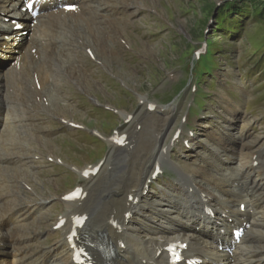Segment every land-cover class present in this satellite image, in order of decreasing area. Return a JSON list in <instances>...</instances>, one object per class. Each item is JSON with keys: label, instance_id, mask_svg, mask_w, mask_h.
Instances as JSON below:
<instances>
[{"label": "rangeland", "instance_id": "374dc122", "mask_svg": "<svg viewBox=\"0 0 264 264\" xmlns=\"http://www.w3.org/2000/svg\"><path fill=\"white\" fill-rule=\"evenodd\" d=\"M113 4L120 5L124 14L120 18L113 16L115 19L111 23L106 22L101 27L105 35L101 36L99 45L93 43L109 68L91 59L89 54H81L73 84L61 73H56L60 79L56 96L61 98L53 112L76 120L79 126L61 125L55 114L43 111H39L41 117L32 120L38 127L35 143H44L48 138L49 147L43 145L42 151L52 150L55 157H33L40 150L37 146L25 149L13 130V135L4 132L9 151L16 157H25L20 166L15 165L18 171L14 170L16 174L11 172L15 176L12 182L6 181L7 188L11 183L17 184L13 179L23 176L24 182H31L36 187V193L24 188L19 180L16 198L19 197L22 205L36 206L37 201L33 200L47 199L33 224L38 231L34 242L37 258H43L46 252L60 244V233L53 227L66 204L50 197L54 194L61 197L76 184L86 182L78 170L107 159L111 150L109 139L117 131L136 140L160 133L157 122L144 118V121L135 120L137 126L132 127L121 114L126 111L134 118L146 105V102L142 104L141 95L162 108L175 106L174 120L165 132L160 133L165 136L162 146H169L171 150L164 167L174 174L160 175L150 181L153 167L147 169L145 190L141 194V204L146 206L147 215H154L161 202L186 197L174 177L178 178L179 171H192L194 176H201V172L193 169L197 168L195 163L201 164V157H215L218 146L224 150L219 152L221 159L225 153H230L236 157L232 165L241 169L250 165L252 153L264 144V0H134L130 8ZM229 8L235 10L230 13ZM202 47V53L196 56V51ZM145 108L147 113L149 105ZM14 110L17 112L15 106ZM249 121L250 125H247ZM181 128L182 138H190V147H184L180 141L175 146L170 144L175 132ZM45 130L43 136L41 131ZM188 130L193 134L188 135ZM57 131L59 135L53 136L52 133ZM243 131H250L253 137L242 142ZM124 149H130V146ZM120 150L114 154L112 149L99 173L90 177L91 183L96 178L113 179L110 171L113 168L120 179L121 172L116 168L126 160L124 150ZM220 172L212 180L214 187L204 184L205 177L195 179L203 187L213 190L222 177ZM29 173L33 174L32 180L25 176ZM7 175V178L12 177ZM5 180L0 179V182ZM158 181L162 185H156ZM91 183L85 186L86 192H93L89 187ZM5 193H9L8 190ZM10 197L12 200L13 196ZM81 200L76 205H80ZM147 202L149 204H145ZM95 206L101 213L106 210L103 202ZM135 217L142 222L146 219L145 216ZM30 230H24L22 238L30 239L33 235ZM65 254L62 253L60 264H69Z\"/></svg>", "mask_w": 264, "mask_h": 264}, {"label": "bare ground", "instance_id": "6f19581e", "mask_svg": "<svg viewBox=\"0 0 264 264\" xmlns=\"http://www.w3.org/2000/svg\"><path fill=\"white\" fill-rule=\"evenodd\" d=\"M113 2L124 5V8H130L134 5V0H106L104 4L107 6L121 7L120 5L113 4ZM6 14L20 18L28 17L22 10L21 0H0V15ZM113 19H115L113 16L105 15L101 10L96 11L93 7L85 8L81 12L63 11L61 13L55 11L52 13L51 23L46 27V29L49 30L47 38L54 39L56 44L53 46H45L42 54L39 56L34 50H32L28 56L23 54L18 57V61L13 64L9 71L5 74H0V84L3 87L2 96L4 95V104L6 103V107L9 108L11 114H13L17 120L28 121V123H24L19 127L7 128L5 129V132L11 135L13 130L16 138L19 139L18 142L23 144L20 146L25 149L37 146L36 149L39 148L40 150L37 151V154L32 155L33 157L41 158V155L53 158L55 157V152L52 150L47 151L46 149V153L42 151L43 145H46L44 147H49L47 145L48 138L44 143H35L37 140L36 133L38 132V127L36 123H32V120L41 117L38 115L40 114L39 111H43L49 115L55 114L54 117L59 118V122L62 123L61 125H68L72 127L71 124H77V122H75L76 120L59 115L57 112L55 113V111L53 112L56 102L58 105L61 98L60 96H56V89L59 86L58 80H60L59 78L57 79L56 73H61L68 80L67 82L73 84L75 73L79 71L78 64L81 54H89L91 59L94 58L105 67L109 68L110 65H107L103 61V58H101L98 53L99 49H96L93 43L99 45V41L102 39L101 36L105 35L104 31L101 32V27L105 25L106 22L111 23ZM2 31H4V33L3 35L0 34V54L4 53V55L8 56L16 49L19 43L20 35L18 32L10 31V28H3ZM105 38L103 40H106ZM101 42L103 43V41ZM59 43H61L62 46L64 45V47H58L60 45ZM85 58L87 59V57ZM55 79L56 82L54 81ZM78 87L83 92L84 89L82 88V85H79ZM140 99L142 104L143 102H146V105L148 104L149 106L153 104L149 101L147 96L141 95ZM146 105H143L138 114H136L135 117L128 122L129 126L136 127L137 125L134 123L135 120L144 121V118H147L149 121L159 123L160 126H158V129L160 133L165 132L174 120L175 116L173 113H175V110L173 108L175 106L170 105L171 107L169 106V108L168 106H165V108L156 106V108L161 110H147L146 113L144 112ZM14 106L16 107L17 112L14 110ZM121 114L125 115L126 119L129 116V113L126 111H121ZM158 129L156 130L158 131ZM160 133H155L149 138L143 137L137 140L135 137H128L127 143H124L123 145H119L118 142H115L113 137L116 135H112L109 139V147L111 150L109 149L110 152L108 153V156L112 149L114 154L117 152V149L124 150L126 154V160L122 162L121 166L116 168L121 172L120 179L119 173L117 170H114L115 168L110 170L112 171L113 179L108 178V180H106V177H102L100 179L104 181L101 182L99 178H96L89 186L93 189V192H87L90 196L87 195L88 197L83 198L80 205H76L78 200L63 202L60 199V196L54 194L50 198H57L59 201L61 200L60 203L66 204V214L63 217H67V221L70 223L71 217L76 215V213L89 214V218L85 226L80 230V234H86L88 239L94 241H104L105 239L111 241L113 253L110 255V258L107 259L105 257V259L112 264H163L160 261L165 259L164 254L161 253L158 255V252L163 249L167 243L176 240H188L190 245L189 251H195L198 258H202L203 261L209 264H259L260 261L256 257L250 258L239 255L241 253V249L235 248L232 251L231 256L226 252H220L215 243L202 237L204 234L197 231H190V226L205 228L213 224L210 231V233H212L213 228L221 223L223 224V228H226L229 224L226 222L227 219L223 218V216L237 219L242 222H246L248 219V210L242 211V208H240L239 205L235 207V204L230 199L231 197L226 191H229V189H226V187L224 188V186L221 190H224L225 196L222 198L216 197L212 191H208L202 187L199 188L198 193H194L193 190H191V188L194 187L192 176H187L183 179L187 191H190L186 207L184 208L183 205H181L183 209L180 208L179 213L176 214L174 218L169 220L167 225H165L167 221H157L153 224V226L149 227L148 224L137 221L142 225V227L139 229L140 232L137 234V238L135 239L134 234L136 231L133 230V232H130V223L133 222V214H135L136 211L145 214L142 210L143 206H140L139 201L137 203L135 198L138 197V193H140L144 187L145 180L148 175L147 169L152 165L154 170V165L156 163L164 160L166 156L167 158L169 157L167 155L168 148L165 149L162 146L165 136ZM120 134L123 133L120 132L117 136ZM133 138H135L134 141ZM1 139L0 158H4L3 160H5L7 159L5 157H16L13 152L11 153V151H9V142L4 133L1 134ZM128 145L130 146V149H124ZM16 159L15 161H17ZM22 162L23 161L17 164L20 166ZM28 163L29 162L26 164ZM16 166H3L0 164V179H6L5 181L0 182V191H2L0 194V215H3L4 213L8 214L18 206L22 205L19 201V197L16 198L19 194L18 189L16 190V185L19 180L24 185V188H30L33 190V194L36 193V187L31 184V182H24L26 179L23 176H20L21 179H13V182L16 181L17 184L14 186L11 183V185L7 188L8 185L6 186L5 183L6 181L12 182V178L16 174L14 170L18 171ZM252 168L254 167L252 166ZM193 169L200 171V169L196 167H193ZM78 171L81 173L82 169ZM11 172H14L15 174H12ZM201 173L205 174L204 171H201ZM7 174L12 177L7 178ZM186 175L187 174L184 176ZM25 176H28L31 179L33 174L29 173ZM7 190L9 193L6 194L5 192ZM250 194H253V191H248L247 194H239L237 199L246 202L247 197ZM131 195L133 198H130ZM10 196H13L12 200H10ZM6 197H9L7 202H3L2 200ZM41 200L43 199H35L33 201L38 202ZM43 201H47V199ZM14 202H17V204ZM101 202L105 203L106 206L109 205V214L106 219L102 221L96 219L98 215L94 216L93 207L97 204H101ZM170 206L171 205L164 206V213L170 214L173 212L174 207ZM207 206L212 209V213L203 214L204 207ZM21 208L19 209V216L21 217V220L19 218L11 219L12 225H14L12 229H2L0 226V243L5 244L9 241L8 238L13 237L21 239L24 230H30L32 228L35 229L33 224L36 223V218L34 216L27 215V213ZM128 213L132 215L130 218L127 217ZM263 215L257 216L256 218V226L259 228L264 226ZM260 217L263 218V221H260ZM32 218L34 220H31ZM111 218H113V220L109 223V219ZM21 222L22 224L18 225ZM187 223H191V225ZM67 225L62 228V232L66 235L63 243L61 246H55L53 250L56 254L54 257L49 256L45 258L44 263L42 264H59L58 259H56L57 254L59 256L63 252L69 254L70 256L72 255L70 244L66 243V240L68 239ZM30 231L31 234H36V232H38L36 229ZM99 232L104 235L99 234ZM225 235L226 232L222 236ZM251 237V232L249 230L246 231L241 244L247 245L248 243L246 242L249 241ZM122 242L125 243L124 246L121 245ZM66 244H68V248L70 250L65 248ZM140 246H142V249H140ZM2 250L3 249L0 248V252H2ZM93 255H95V259L98 264H103L104 259L99 252H93ZM142 259L144 261L143 263L140 262ZM29 260L30 259L26 261V264H33L31 261L29 262ZM0 264H7V262L2 260L0 257Z\"/></svg>", "mask_w": 264, "mask_h": 264}, {"label": "trees", "instance_id": "16d2710c", "mask_svg": "<svg viewBox=\"0 0 264 264\" xmlns=\"http://www.w3.org/2000/svg\"><path fill=\"white\" fill-rule=\"evenodd\" d=\"M229 9H230V8H229ZM230 10H231V11H230ZM230 10H228V11L231 13V12H233L235 9L233 8V9H230Z\"/></svg>", "mask_w": 264, "mask_h": 264}]
</instances>
